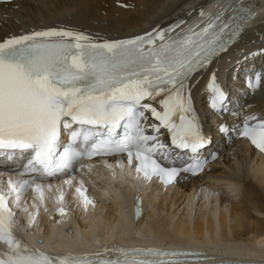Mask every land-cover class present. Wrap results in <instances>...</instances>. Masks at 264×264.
I'll use <instances>...</instances> for the list:
<instances>
[{"label": "snow or ice", "instance_id": "1", "mask_svg": "<svg viewBox=\"0 0 264 264\" xmlns=\"http://www.w3.org/2000/svg\"><path fill=\"white\" fill-rule=\"evenodd\" d=\"M227 27L225 24L217 28L210 22L200 32L189 28L179 39H165L174 31L169 28L102 44L81 43L89 40L82 33L50 29L0 42V155L7 154L12 159V154L4 150L30 152L25 171L47 176L70 167L74 160L116 153H127L129 164L133 159L138 161L137 172L149 179L159 176L165 183L181 171L195 172L201 167L198 161L182 169L164 167L156 157L159 154L167 159L166 145L157 135L148 134L147 128L155 133L168 129L176 148L193 153L209 142L201 135L194 117L186 115L191 107L183 92L191 74L224 50ZM50 37L59 39H46ZM157 39L162 43L157 45ZM145 44L151 47L145 50ZM259 82L257 74L255 83L248 81L249 87ZM210 87L216 93L212 106L222 107L224 93L214 83ZM162 93L166 94L159 101L162 110L143 103ZM147 113L159 124L148 123ZM177 115L179 123L174 119ZM254 119L245 118L241 134L264 152V121L250 125L248 121ZM62 128L69 132L71 143L60 151ZM0 185L7 187L5 192L0 186V242L6 246L0 250V264H57L56 258L22 245L13 231L16 213L9 200L18 202L21 193L33 188V183L9 178ZM33 190L40 193L42 200L41 186L36 184ZM77 191L86 206L92 203L86 189ZM60 213L64 214L62 208ZM59 264L75 262L59 258ZM112 264L152 262L125 259Z\"/></svg>", "mask_w": 264, "mask_h": 264}, {"label": "bare ground", "instance_id": "2", "mask_svg": "<svg viewBox=\"0 0 264 264\" xmlns=\"http://www.w3.org/2000/svg\"><path fill=\"white\" fill-rule=\"evenodd\" d=\"M234 4L253 11L244 25V33L211 67L191 78L184 89L185 97L195 101L198 112L191 109L186 115L201 122L205 131H212L218 124H205L201 100L204 80L210 75L225 83L235 99L246 100V115L264 107V90L256 100L245 98V93L239 92L245 80L243 70L264 64V0H20L0 4V40L18 31L30 33L38 29L73 31L92 40L129 39L160 31L165 22L189 15L191 22L199 21L195 26H201L211 15L225 12ZM214 137L217 141L212 148L225 146L226 137L219 138L217 134ZM223 149L219 155L222 159L213 162L205 173L188 176L178 181L176 187L163 186L155 179L148 181L125 168L118 169L119 173L113 168L111 172L98 168L95 176L88 174V177L84 172L82 177L95 190L96 203L86 206L82 201L75 207L68 206L69 210L65 200H58L55 194L65 192L64 184H49L45 194L55 204L42 207L38 216L33 213L21 222V230L38 243V237H45L39 234V225H42L51 236L39 244L58 253L76 247L82 239L96 232L95 241H88L90 250L101 248L99 251H102V247L106 248L104 243L117 235L122 243L139 240L195 251H218L240 259L255 256L264 259V154L255 152L243 139L230 141ZM111 159L123 160L124 156ZM20 170L25 171V167ZM131 189H138L142 196L145 213L140 220H134L126 210L132 197ZM217 190L237 194L236 204L229 208ZM167 198L171 199L167 201ZM177 201L182 203L180 208V203L173 207ZM57 206L66 208L64 214L48 217L47 210ZM69 224L73 225V231L64 233V227ZM103 228L97 233V229Z\"/></svg>", "mask_w": 264, "mask_h": 264}, {"label": "rangeland", "instance_id": "3", "mask_svg": "<svg viewBox=\"0 0 264 264\" xmlns=\"http://www.w3.org/2000/svg\"><path fill=\"white\" fill-rule=\"evenodd\" d=\"M226 167H227V166L225 165V168H226ZM223 168H224V167H222V169H223ZM231 172H232V171H231ZM232 179L234 180L235 177L232 178ZM232 179H231L230 181H233ZM221 185H222V184L220 183L219 186H221ZM223 186H224V185H223ZM240 187H241V186H240ZM221 190L225 192L226 189H224V187H221ZM217 192H218L219 194L222 195V200H223V202H226V205H228L229 208L232 207V205L234 206V204H236V201H237V199H238V197H239V196H237V194H234V193H231V192L221 193V192H219V190H217ZM239 192H240V191H239ZM224 195L230 197V200H228L229 202L226 201V200H224V199L226 198V196L224 197ZM223 197H224V199H223ZM170 199H171V198H170ZM170 199L167 198V201H169ZM179 203H180V202L177 201V202L174 204L173 207H176L177 204H179ZM181 204H182V203H180V205L178 206L179 208H180ZM262 217H263V216H262ZM252 219L255 220L256 218L253 217Z\"/></svg>", "mask_w": 264, "mask_h": 264}]
</instances>
